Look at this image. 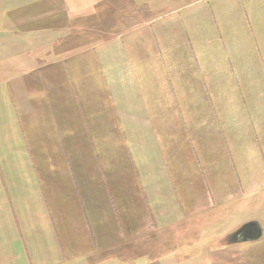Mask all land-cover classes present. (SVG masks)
Listing matches in <instances>:
<instances>
[{
  "label": "rangeland",
  "instance_id": "374dc122",
  "mask_svg": "<svg viewBox=\"0 0 264 264\" xmlns=\"http://www.w3.org/2000/svg\"><path fill=\"white\" fill-rule=\"evenodd\" d=\"M138 3L0 0V264H264V235L229 240L264 229V0L205 3L212 38ZM91 170L112 222L86 217Z\"/></svg>",
  "mask_w": 264,
  "mask_h": 264
},
{
  "label": "crops",
  "instance_id": "0c3cea01",
  "mask_svg": "<svg viewBox=\"0 0 264 264\" xmlns=\"http://www.w3.org/2000/svg\"><path fill=\"white\" fill-rule=\"evenodd\" d=\"M133 1L135 3L138 1L139 2L138 4H141V3L146 4V9L143 12H154L156 10V8H160V6L158 4L154 3L155 1L166 2L167 0H149V1L133 0ZM168 1L170 3H173V5H177V7L173 11L177 10L179 12H182L184 14V18L195 19V21L197 22L196 24H199V28L201 26V28L205 31L204 34L206 35V32H207L208 37L212 38V36L210 34V30L212 29L213 24L210 21V17L212 15H214V13L217 9V6L212 7V6H208L207 4H205V3L209 2L210 0H168ZM256 1L258 3L262 2V0H256ZM118 3H120V2H118ZM120 5H121V3H120ZM192 5L194 6V9L187 11L186 8L190 7ZM117 8H119V10H121L122 7L117 6ZM162 9L165 10L167 8H162ZM139 14H141V13L139 12ZM205 24H207V28L204 27ZM229 27L231 30L237 29L234 27V25L232 23H229ZM200 31H201V29H200ZM206 39L209 40L207 38V36H206ZM23 156L25 158L24 150H23ZM67 156H69L68 150H67ZM23 161H24V159H23ZM65 161L68 162L69 159L66 158ZM29 163H30V159H29ZM5 170L6 169L0 168V174L5 175ZM25 170H26L25 166L23 165V170L20 171L21 176H22V185L21 186H23L24 193H28L30 196L33 197V199H34L33 203H35L37 201L36 195L37 194L40 195V193L42 191V186L40 185V182L38 181L39 180L38 177H40V173H39V170L38 171L37 170H31L30 173L26 174ZM135 177L137 179V175H135ZM30 178L32 179V181L30 180ZM9 179L12 181V178H9ZM104 179L105 178L102 174H100L99 172L92 171V170L89 172L86 180L79 178V182L81 185V187H79L80 188L79 193L87 192L86 196L83 197L84 201L81 203H83V208H85L88 211V213L86 214V217H87L89 222H93V220L96 221L95 217L97 218V220H99V219H104L107 216L109 217V219L112 222L113 214L112 213L110 214V211L108 212V209H109L110 204H111V200L108 199L106 194H105L106 188H105ZM87 189L89 191H91L92 193L87 191ZM4 192H5V200L2 202L3 205L1 207V210L7 209L8 206L10 207L11 202H13L11 199H14L11 197V193L9 192L6 181L4 182ZM29 202H31V199H29ZM40 204H41V200H40L39 205ZM28 225H30V224H28ZM20 226L22 227L23 233L25 234L26 225L21 224V225H19V227ZM33 226H34L33 232L38 233V226H41V223L37 222V219H36L35 222H33ZM262 230H263V235H264V229L262 228ZM40 240H41V237H40L39 241ZM247 242H249V241H247ZM247 242H242V243H247ZM1 255L3 257L6 256L8 258L9 254L7 252H5L3 249L1 251ZM202 257L203 256L201 254H199V259H202ZM208 258L211 261L210 264H242V263L245 264V262H246L245 261V255L242 258L237 253L229 252L228 250H222V251H219L216 253H210L208 255ZM6 264H9V263L6 261Z\"/></svg>",
  "mask_w": 264,
  "mask_h": 264
},
{
  "label": "water",
  "instance_id": "95a60500",
  "mask_svg": "<svg viewBox=\"0 0 264 264\" xmlns=\"http://www.w3.org/2000/svg\"><path fill=\"white\" fill-rule=\"evenodd\" d=\"M263 230L257 221H251L243 225L239 230L229 236L231 243L251 242L261 239Z\"/></svg>",
  "mask_w": 264,
  "mask_h": 264
}]
</instances>
